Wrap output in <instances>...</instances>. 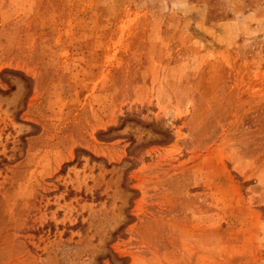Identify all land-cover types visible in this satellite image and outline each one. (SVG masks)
I'll return each instance as SVG.
<instances>
[{
    "label": "rangeland",
    "instance_id": "obj_1",
    "mask_svg": "<svg viewBox=\"0 0 264 264\" xmlns=\"http://www.w3.org/2000/svg\"><path fill=\"white\" fill-rule=\"evenodd\" d=\"M0 264H264V0H0Z\"/></svg>",
    "mask_w": 264,
    "mask_h": 264
}]
</instances>
